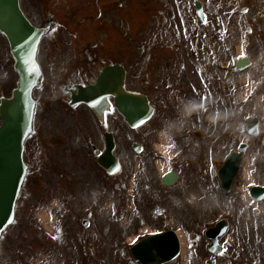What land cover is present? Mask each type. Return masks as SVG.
<instances>
[{
    "label": "flooded vegetation",
    "instance_id": "1",
    "mask_svg": "<svg viewBox=\"0 0 264 264\" xmlns=\"http://www.w3.org/2000/svg\"><path fill=\"white\" fill-rule=\"evenodd\" d=\"M20 6L31 24L44 31L37 50L42 80L34 90L36 115L33 135L39 139V131L50 128L56 119L65 118L69 131L82 137L88 149L83 148L95 156L94 148L99 147L85 132L78 117L81 110L92 114L93 111L80 100V94L95 86L106 68L123 69L125 90L142 94L151 108L153 114L144 125L148 129L142 134V139L144 143L150 142L153 156L159 157L160 154L153 142L157 131L167 127L171 132L176 157L168 159L173 166L180 161L179 173L183 183L164 188V196L156 195L157 202L151 210L153 222L155 219L165 220L171 202L178 199L177 193L172 194L178 186L186 202H196L191 199H196L197 195L193 192L185 195L182 187L188 180V171L194 169L193 164H197L202 148L203 139L196 132L203 122L208 125L210 111L213 118L220 116L216 106L221 104L223 109L229 108L230 102L227 106L226 101L231 100V95L228 98L222 96L214 102L208 95L205 100L203 78L223 77L228 79L225 83L231 87L237 64L234 53L239 42L241 56L247 57L249 67L263 78L261 86L255 90L260 93L259 105L263 112L259 117V131L249 135L246 128L248 151L254 149L256 143L258 154L254 165L250 161V181L238 189L241 196L234 195L240 173L235 178L229 191L233 194L229 198V207L233 208L224 211L229 216L241 214L236 206H242L247 216L245 230L232 238L229 230L217 239L207 236V230L217 224L222 214L214 206L216 202L205 201L197 213L199 220L209 218L208 225L202 223L198 226L201 229L197 234L184 231L187 245L183 259L179 256L161 264H264V192L259 189L264 188V0H20ZM0 39L4 43V58L9 62L12 60L10 44L1 34ZM211 82L214 83L215 79ZM3 86L2 94H10L15 84L4 79ZM179 90L182 105L177 107L173 97ZM175 109L185 112H182L181 119H177ZM224 114L229 120V111ZM95 118L102 130L101 151L106 149L104 135L107 131L114 137L116 150L122 147L123 137L131 142L132 147L134 143H139L133 137L138 129H131L125 122L115 107L113 97L109 98L105 121ZM40 121L45 122L44 130L38 128ZM107 121L110 129L106 127ZM193 125L196 127L193 128ZM155 176L159 177L161 184V175L157 171L149 179ZM194 176L199 178L198 171L189 177L192 183ZM198 184L200 186V182ZM124 187L125 181L120 178L115 188ZM142 189L155 192L150 184H143ZM243 189L248 196L244 195ZM196 192H199L198 188ZM141 200L144 203L143 197ZM145 200L149 204L152 199L146 197ZM162 202L165 205L161 206ZM142 205L137 203L141 212L146 210ZM146 215L141 213L138 223L145 222ZM131 221L127 218L124 225ZM165 227H160L158 231L169 229ZM156 231L139 233L132 239L129 236L134 233L133 229L119 232L114 245L118 264H142L132 254L133 245ZM69 234L68 230L64 232V236ZM89 238L87 235L82 241L84 245L88 246ZM60 244L64 246L63 242Z\"/></svg>",
    "mask_w": 264,
    "mask_h": 264
},
{
    "label": "rangeland",
    "instance_id": "2",
    "mask_svg": "<svg viewBox=\"0 0 264 264\" xmlns=\"http://www.w3.org/2000/svg\"><path fill=\"white\" fill-rule=\"evenodd\" d=\"M240 51V44L237 42L234 54L238 56ZM4 79L9 80L13 85L16 74L13 64L4 58V43L0 39V93L4 90ZM214 79L215 82L212 83ZM203 80L205 89L202 94L205 97L209 95L214 102L222 96L228 98L231 95V100L226 101L227 106L230 102L229 108L223 109L224 106L221 104L216 106L220 110V116L213 118L214 115L210 111L207 116L209 123L206 127L203 125L205 135L202 138V148L197 156V164H193L194 169L188 171V180L185 186H182L185 195L190 192L197 195V200L191 199L193 202L196 201L195 203L186 202L180 195L179 186L183 183L181 179L179 186L172 193H177L178 199L171 202L165 220L155 219L154 222L151 220V210L157 202L156 195L164 196L165 193L158 176L149 179L154 171L160 173V170L155 165V161L159 159L153 156L154 152L150 147V142L144 143L142 139V134L147 131V127H141L133 136L143 145V150L139 155L132 149L131 142L123 137L122 147H118L115 152L123 163L122 174L112 178L99 169L92 152L86 150L88 148L82 137L75 136L69 131L65 118L56 119V123L50 128L38 132L39 139L35 135L27 143L28 152L25 160L31 166L30 175L17 202L16 220L0 239V264H85L84 261L87 262L86 264H118V253L114 251V245L115 236L121 231L133 229L134 233L129 236L132 238L136 234L159 230L160 227L164 228L166 225L165 228L176 229L183 237L182 232L184 231L187 234L191 232L197 234L201 229L198 226L202 223L208 225V217L198 219L199 208L205 201L216 202L214 206L219 209L220 214L228 211L227 208H233V206L229 207V198L233 194L226 193L225 195L221 191L217 171L229 154L246 139L245 134L239 131L238 124L248 116L260 117L263 114L259 105L260 93L255 92L261 86L263 78L256 75L254 68L250 67L244 73L235 75L231 87L225 83L228 79L223 77L211 79L204 77ZM247 88H250L249 92L251 91L249 95ZM247 95L248 97L243 100ZM173 99L174 102L177 101V107L182 105L180 90L176 92ZM228 111L231 115L229 120L224 114ZM175 112L177 119H181L184 111L175 109ZM78 114L85 132L101 148L99 143L103 140L102 130L94 115L88 110L79 111ZM38 126L39 129L44 130L45 122L40 121ZM106 127L110 129L108 121ZM195 127L196 125H193V128ZM161 132L172 136L167 127L161 128L153 139L155 146L158 147H160L159 134ZM174 145L172 137L170 145L161 150L175 159ZM210 145L213 146L212 154L208 152ZM178 146L179 142H177ZM256 148L255 143L254 149L247 153L244 162L246 168L237 179L234 189L235 196H241L238 189H242L247 183L246 172L255 164L258 154L255 151ZM180 167L181 163L177 161L175 169L180 172ZM196 171L200 179L194 176L195 181L192 183L189 177ZM120 178L125 181L123 189L115 188ZM143 184H150L155 192L144 191ZM114 190L117 192L113 193ZM142 197L144 203H142ZM146 197L152 199L149 204H146ZM136 201L138 204H143L147 211L141 212L139 206L136 207ZM162 205L165 203L162 202ZM39 208H46L53 217L49 227L52 234L49 238L43 232V226L37 219ZM135 209L139 211L136 213ZM236 209L242 212L237 215L233 213L234 215L231 216L229 229L231 238L243 233L247 222L243 207L236 206ZM141 213H147L145 216L147 218L145 222L138 223L137 219ZM127 217L132 220L129 222L132 226L129 223L123 224ZM83 219L90 221L88 228L82 225ZM66 230L70 232L69 237H59ZM85 230H88L90 237L85 249L86 253L79 252L77 247L79 239L86 238L87 231ZM78 231H80L79 235ZM60 239L64 240V246L60 244ZM231 252L237 255L234 251Z\"/></svg>",
    "mask_w": 264,
    "mask_h": 264
},
{
    "label": "water",
    "instance_id": "3",
    "mask_svg": "<svg viewBox=\"0 0 264 264\" xmlns=\"http://www.w3.org/2000/svg\"><path fill=\"white\" fill-rule=\"evenodd\" d=\"M0 31L8 39L14 57L15 69L19 74L17 87L10 97H2L0 102V237L14 222L16 201L27 176L28 166L24 162L25 141L33 130L35 100L33 90L40 84L41 70L37 62V49L44 31L34 27L21 11L19 0H0ZM124 89L123 75L116 70L104 72L97 86L81 94L99 118L105 114L108 97L113 95L119 111L132 127L145 123L151 116L148 107L137 94ZM138 103V104H137ZM138 105V106H137ZM145 105V104H144ZM251 132L256 130V121L250 119ZM114 146L109 142L108 150L99 163L109 172L117 170L118 160L113 156ZM242 151L245 146L241 147ZM242 161L240 153H233L220 170L224 188L229 189ZM170 176L168 183L176 180ZM168 178V176H167ZM166 183V178H165ZM220 226V225H219ZM226 225L213 230L211 236L223 232ZM155 249L157 256L151 250ZM180 242L174 232L156 234L137 243L133 248L136 258L144 264H156L177 256Z\"/></svg>",
    "mask_w": 264,
    "mask_h": 264
},
{
    "label": "bare ground",
    "instance_id": "4",
    "mask_svg": "<svg viewBox=\"0 0 264 264\" xmlns=\"http://www.w3.org/2000/svg\"><path fill=\"white\" fill-rule=\"evenodd\" d=\"M157 165H158V169L160 170L161 173H165L168 170V165L163 160L158 161ZM247 180L250 181L248 176H247ZM245 194L247 196V193H245ZM43 214L45 215L46 213H43ZM179 237H180V241H181V244H182V250H183L182 252H184V248H186V245H187L186 239L184 237H182L181 234H179Z\"/></svg>",
    "mask_w": 264,
    "mask_h": 264
},
{
    "label": "snow or ice",
    "instance_id": "5",
    "mask_svg": "<svg viewBox=\"0 0 264 264\" xmlns=\"http://www.w3.org/2000/svg\"><path fill=\"white\" fill-rule=\"evenodd\" d=\"M243 58H244V57H241V59H243ZM204 99L206 100V99H207V97H205ZM139 126H140V125H138V127H139Z\"/></svg>",
    "mask_w": 264,
    "mask_h": 264
}]
</instances>
